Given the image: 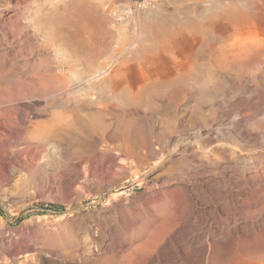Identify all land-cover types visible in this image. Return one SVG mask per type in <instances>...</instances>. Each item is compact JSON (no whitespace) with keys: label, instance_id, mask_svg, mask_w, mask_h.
<instances>
[{"label":"rangeland","instance_id":"obj_1","mask_svg":"<svg viewBox=\"0 0 264 264\" xmlns=\"http://www.w3.org/2000/svg\"><path fill=\"white\" fill-rule=\"evenodd\" d=\"M184 1L0 0V264H264V48L231 60L226 13ZM103 68L115 98L75 94Z\"/></svg>","mask_w":264,"mask_h":264},{"label":"bare ground","instance_id":"obj_2","mask_svg":"<svg viewBox=\"0 0 264 264\" xmlns=\"http://www.w3.org/2000/svg\"><path fill=\"white\" fill-rule=\"evenodd\" d=\"M177 1V0H176ZM187 1V0H186ZM186 1H184V2H186ZM191 0H189V2H190ZM194 1V0H193ZM192 1V2H193ZM203 1H205V0H203ZM191 3V2H190ZM196 3V2H195ZM198 3V2H197ZM205 4H206V8H207V11L204 13V14H206L207 12H213V11H217V13L219 12V11H221V10H223V12H225L226 14H225V18H223V19H225L224 20V22H223V25H222V27L228 32L227 33V39H228V41L230 40V41H233L232 43L233 44H229V45H231V48L229 49V50H227L228 52H229V54H227V57L229 56L230 58H231V60L233 59H237V58H240V61H242V60H244V58L246 57V55H245V52H246V49H250V48H256L257 49V51H262L263 49L262 48H264V0H207V1H205L204 2ZM147 4V3H146ZM187 4V3H186ZM147 5H149V4H147ZM198 5V4H197ZM202 5V4H201ZM200 5V6H201ZM204 5V4H203ZM199 6V7H200ZM202 7V6H201ZM205 7V6H204ZM201 9H204V8H201ZM196 13L195 14H192V16L193 15H197V11H196V9L194 10ZM191 12H193V10L191 11ZM202 12H203V10H202ZM208 13V14H209ZM220 13V12H219ZM218 13V14H219ZM88 14V13H87ZM201 13H199L198 15H200ZM211 14V13H210ZM216 15V14H215ZM188 16V15H187ZM205 17L207 16V15H204ZM211 16V15H210ZM167 17V16H166ZM198 17V16H197ZM200 17H203V15L201 16L200 15ZM204 17V18H205ZM220 17H221V15H220ZM187 18V17H186ZM193 17H191V19H192ZM96 19V18H95ZM163 19V18H162ZM181 19H185V18H181ZM188 19V18H187ZM190 19V20H191ZM197 19H200V18H197ZM205 19H207V18H205ZM204 19V20H205ZM214 19V18H213ZM213 19H212V21H213ZM222 19V20H223ZM10 20V19H9ZM168 20V19H167ZM170 20V19H169ZM193 20H195L194 18H193ZM192 20V21H193ZM215 20V19H214ZM216 20H217V17H216ZM154 21V20H153ZM172 21V20H171ZM170 21V22H171ZM186 21H188V20H186ZM198 21V20H197ZM218 21V20H217ZM150 22V21H149ZM154 22H157V21H154ZM153 22V23H154ZM167 22V21H166ZM165 22V23H166ZM184 22V21H183ZM182 22V24H184L185 25V23H183ZM189 22V21H188ZM198 22H201L200 20L198 21ZM207 22V21H206ZM211 22V21H210ZM219 22V21H218ZM159 23V22H158ZM160 23H162L161 21H160ZM190 23V22H189ZM188 23V24H189ZM215 23V22H214ZM219 23H222V21L221 22H219ZM9 25L10 24H13V23H11L10 21H9V23H8ZM181 24V25H182ZM187 24V25H188ZM196 24V23H195ZM199 24V23H198ZM202 24V23H201ZM205 24V23H204ZM155 25V24H154ZM157 25V24H156ZM164 25V24H163ZM193 25V24H192ZM203 25V24H202ZM210 25H212L211 23H210ZM158 26H160L159 24L157 25V27ZM196 26H197V24H196ZM207 26V25H206ZM219 26V25H218ZM117 27V26H116ZM161 27V26H160ZM186 27V26H185ZM193 27V26H192ZM202 27V26H201ZM201 27H199V28H201ZM208 27H210V26H208ZM211 27H213V26H211ZM178 28V27H177ZM182 28H183V26H182ZM186 28H188V27H186ZM191 28V27H190ZM190 28H189V30H190ZM204 28V27H203ZM202 28V29H203ZM206 28V27H205ZM156 28L154 27V30H155ZM184 29V28H183ZM193 29V28H192ZM210 28H208V29H206L207 31L209 30ZM217 29V28H216ZM176 30H179V29H175V31ZM182 30V29H181ZM195 30V29H194ZM205 30V29H204ZM244 30H251V31H253L254 32V35L252 36L253 38H251L252 40H251V42H250V40H249V43H246L247 41H244L246 44H244L242 41H243V39H242V36H244L245 37V33L246 32H244V35H243V31ZM117 31V30H116ZM147 31V30H146ZM149 31H151V29L149 30ZM156 31V30H155ZM183 31V30H182ZM193 31V30H192ZM192 31H188V29L186 30V31H183L182 32V36H181V31H180V34L178 33V35H174V37H172L171 39H167V40H165V42L163 43V46L161 47L164 51H165V54H166V56H167V58L168 59H170V58H173V60H174V62H172V69H174V71L177 73V74H181L182 72L181 71H184L183 73H190L192 70H193V67H194V64L190 61V59L189 58H187V59H185L183 62L181 61V63H179V62H177V59H176V57L174 56L175 54H176V51H177V49H178V45L176 44L177 43V40L179 39V37H183L184 39H187V40H189L190 39V37L192 36L191 34H192ZM198 31V30H197ZM202 31V30H201ZM148 32V31H147ZM206 32V31H205ZM249 31H247V33H248ZM194 33V32H193ZM197 33V32H196ZM198 33H203V31L202 32H198ZM200 34V35H201ZM253 34V33H252ZM119 35V34H118ZM140 35V34H139ZM194 35V34H193ZM197 35V34H196ZM247 35V34H246ZM251 36V35H250ZM144 37V36H143ZM142 37V38H143ZM222 37V36H221ZM243 37V38H244ZM145 38V37H144ZM147 38V37H146ZM248 38H250L249 36H248ZM173 39V40H172ZM177 39V40H176ZM223 39V38H222ZM245 39H247L246 37H245ZM221 40V39H220ZM190 42V41H189ZM223 42H225V40L223 41ZM139 43V45H140V42H138ZM214 43V42H213ZM226 43V42H225ZM224 43V44H225ZM231 43V42H230ZM117 44V43H116ZM153 44V43H152ZM195 44V43H194ZM219 44V43H218ZM223 44V43H222ZM223 44V45H224ZM134 45V44H133ZM193 45V44H192ZM71 46V45H70ZM70 46H68L69 48H70ZM219 46V45H218ZM65 47V46H64ZM63 47V48H64ZM66 47H67V45H66ZM67 47V48H68ZM73 46H71V48H72ZM152 48H153V46H151ZM193 47H195V46H193ZM210 47H212V46H209V48ZM112 48V47H111ZM155 48V47H154ZM217 48V47H216ZM222 48V47H221ZM59 49V48H58ZM228 49V48H227ZM54 50V49H53ZM62 50V49H61ZM204 50V49H203ZM211 50V49H210ZM224 51H226L225 49H223ZM255 50V49H254ZM57 51V50H56ZM73 51V50H72ZM212 51H213V49H212ZM219 51V50H218ZM224 51H222V53L224 52ZM251 51H253V50H251ZM256 51V53L257 54H259V52H257ZM59 52V51H58ZM162 52V51H161ZM220 52H221V50H220ZM264 52V51H263ZM263 52H260V53H263ZM55 53V52H54ZM197 53V52H196ZM213 53V52H212ZM253 53V52H252ZM251 53V54H252ZM255 53V54H256ZM58 54V53H57ZM191 54V53H190ZM195 54V53H194ZM225 54V53H224ZM254 54V55H255ZM65 55V54H64ZM226 55V54H225ZM243 55H245V57L241 60V57L243 56ZM249 55V54H248ZM264 55V54H263ZM56 56V55H55ZM58 56L60 57V52H59V54H58ZM61 56H63L62 54H61ZM125 56V55H124ZM251 56V55H250ZM252 56H253V54H252ZM66 57H67V55H66ZM190 57V56H189ZM221 57V56H220ZM227 57H226V59H227ZM259 57V56H258ZM87 58V57H86ZM129 58V57H128ZM193 58V57H192ZM222 58H224V57H222ZM119 59V58H118ZM220 59V58H219ZM225 59V60H226ZM247 59V58H246ZM249 59H250V57H249ZM178 60H180V59H178ZM192 60H194V59H192ZM228 60V59H227ZM234 60V61H235ZM252 60V59H251ZM64 61H66V60H64ZM176 61V62H175ZM204 61V60H203ZM238 60H236V62H237ZM116 62V61H115ZM123 61H121L120 60V63H122ZM169 62V61H168ZM194 62V61H193ZM197 62V61H196ZM232 62V61H231ZM119 63V64H120ZM123 63H126V62H123ZM122 63V64H123ZM195 63V62H194ZM230 63V62H229ZM241 63V62H240ZM239 62H238V64H240ZM257 63V62H256ZM259 63V62H258ZM87 65V64H86ZM124 65V64H123ZM125 65H127V64H125ZM124 65V66H125ZM140 65V64H139ZM236 65V64H235ZM250 65V64H249ZM244 66V65H243ZM245 66H247V65H245ZM120 67V66H119ZM235 67V66H234ZM118 68V67H117ZM89 69V68H88ZM93 69V68H92ZM140 69V68H139ZM221 69H223V68H221ZM227 69V68H226ZM226 69H225V71H226ZM96 70V69H95ZM217 70V69H216ZM218 70H220V69H218ZM224 70V69H223ZM97 72H93L92 74H90L88 77L89 78H87V76H86V79H82V80H77V78H78V76H77V78H75L77 81H79V83H78V86H77V88H76V90H75V94L76 93H82L83 91H86V90H90L89 92H91L93 89L95 90V86L96 85H94V81L95 80H100V81H102V82H104V84L105 85H103V84H100V85H103V88H104V92H105V94L102 96V99H105V101L106 100H112L113 98H115L116 97V93L118 92L117 91V89H118V87L117 86H115L114 85V80L115 79H117V77H119V72H120V70L119 69H115L114 71H110V69L109 68H103V69H99V70H96ZM194 71V70H193ZM122 72V74H123V71H121ZM181 72V73H180ZM87 73V72H86ZM80 74V73H79ZM140 74V73H139ZM73 75V74H72ZM75 75V74H74ZM75 76V77H76ZM121 76V75H120ZM73 77V76H72ZM187 77V76H186ZM121 78V77H120ZM73 79V78H72ZM147 79V78H146ZM156 79V78H155ZM73 81H75V80H73ZM186 81H188V80H186ZM190 81H192V80H190ZM61 83V82H60ZM98 83H99V81H98ZM187 83V82H186ZM190 83V82H189ZM188 83V84H189ZM192 83V82H191ZM190 83V84H191ZM75 84H77V83H75ZM189 84V85H190ZM191 85H193V84H191ZM186 86V85H185ZM45 87V86H44ZM192 87V86H191ZM140 88V87H139ZM102 88L100 87V90H101ZM144 89V88H143ZM97 90H98V88H97ZM126 90V89H125ZM99 91V90H98ZM119 91H122V92H124L123 90H122V87H121V90H119ZM51 92V91H50ZM102 92V94H103V91H101ZM121 92V93H122ZM80 93V94H81ZM138 93V92H137ZM74 93H72V95H73ZM118 94H120V92L118 93ZM115 95V96H114ZM125 95V94H124ZM137 95V94H136ZM77 96V95H76ZM78 96H80V95H78ZM122 96V95H121ZM120 97V96H119ZM118 97V98H119ZM121 98V97H120ZM92 101V100H91ZM104 102V101H103ZM108 102V101H107ZM62 103V102H61ZM105 103V102H104ZM110 103V102H109ZM113 103V102H112ZM52 105V104H51ZM62 107V106H61ZM97 107V106H96ZM102 107V106H101ZM118 107V106H117ZM66 108V107H65ZM119 110V109H118ZM98 114V113H97ZM60 119V118H59ZM5 126V125H4ZM2 127V126H1ZM6 141V140H5ZM9 142V141H8ZM4 143V142H3ZM6 144H7V142H6ZM10 144V143H9ZM7 146H8V144H7ZM4 147V146H3ZM6 147V146H5ZM7 148H9V146L7 147ZM10 148H12V147H10ZM182 228V227H181ZM183 229V228H182ZM181 229H177V231H176V233L178 232L179 233V231H180ZM182 231V230H181ZM175 233V232H174ZM262 236H263V234H262ZM248 237V236H247ZM254 237H255V235L252 237L251 236V239H254ZM245 238V237H244ZM264 238V237H263ZM263 241H264V239H263ZM229 242V241H228ZM234 242V241H233ZM251 243V242H250ZM264 243V242H263ZM207 246V245H206ZM217 246V245H216ZM215 247V246H214ZM247 246H244L243 248H237V249H240V250H236V249H234L233 251H226V250H222V249H220L221 251H220V253L217 255L218 256V258H220L221 259V262H222V264H260V261H256V260H254V258L253 257H255V256H253L255 253L253 252V250H252V252L248 249V248H246ZM165 248V247H164ZM164 248H162L160 251H163L164 250ZM202 248H203V246H202ZM217 248V247H216ZM224 248V247H223ZM178 249V248H177ZM215 250V249H214ZM259 250V249H258ZM198 251V250H197ZM213 251V245H212V243H211V246L210 245H208V247H205V248H203L202 250H201V252H200V264H210V260H212L211 259V256L213 255L212 253L214 252H212ZM218 251V250H217ZM256 252V251H255ZM258 252V251H257ZM167 254H168V251H167ZM212 254V255H211ZM217 254V253H216ZM134 256H136V255H134ZM168 256L169 257H172L173 258V256H172V253H170V254H168ZM125 258H127V257H125ZM212 258H213V256H212ZM217 258V257H216ZM151 259V258H150ZM150 259H148V260H150ZM219 259V260H220ZM258 260H260V259H258ZM137 261V260H136ZM154 261V259H152L151 261H149V263H152ZM149 263H147V264H149ZM214 263H215V261H214Z\"/></svg>","mask_w":264,"mask_h":264}]
</instances>
